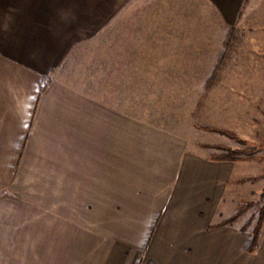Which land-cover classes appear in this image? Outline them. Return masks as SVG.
Masks as SVG:
<instances>
[{"label": "crops", "instance_id": "obj_1", "mask_svg": "<svg viewBox=\"0 0 264 264\" xmlns=\"http://www.w3.org/2000/svg\"><path fill=\"white\" fill-rule=\"evenodd\" d=\"M136 1L0 0V264H264V224L250 256L249 231L208 229L233 213V163L185 151L121 101L120 81L137 96L153 58L179 62L185 31L220 47L244 0H174L172 14L186 3L213 22L126 32ZM247 17L244 112H259L264 23ZM259 171L244 161V177Z\"/></svg>", "mask_w": 264, "mask_h": 264}, {"label": "rangeland", "instance_id": "obj_2", "mask_svg": "<svg viewBox=\"0 0 264 264\" xmlns=\"http://www.w3.org/2000/svg\"><path fill=\"white\" fill-rule=\"evenodd\" d=\"M174 3V0H137L128 5L133 10L122 17L121 28L130 24L135 29L151 24L155 29L159 24L213 22L207 15L196 14L186 3L182 14H172ZM260 3L264 5V0L243 2L237 24L227 30L220 47L210 40V32H199L198 40L196 35L192 36L193 32L185 31V41L181 42L184 56L179 57L178 63L153 58L158 62L147 64L153 70L149 74L153 78L137 81V96L128 95V80L120 81L121 87L126 85L121 101L126 103L133 97L138 118L179 137L185 151L197 152L212 161L233 163L235 173L227 181L233 187L232 206L230 199L225 202L233 213L227 217L220 214L218 222L208 229L233 226L244 233L249 231L251 241L264 208V186L254 191L256 184L264 181V171L244 177V161L264 165V111L244 112V15H248L250 23H264ZM164 34L169 35L165 41L175 44V32ZM251 241L244 249L246 256L257 250L258 245L250 247Z\"/></svg>", "mask_w": 264, "mask_h": 264}, {"label": "trees", "instance_id": "obj_3", "mask_svg": "<svg viewBox=\"0 0 264 264\" xmlns=\"http://www.w3.org/2000/svg\"><path fill=\"white\" fill-rule=\"evenodd\" d=\"M263 224H264V208H262L261 211H260L256 227H255V229L253 231V237H252V241H251V244H250L251 248H253L256 245H258L259 238H260V233H261V229L263 227Z\"/></svg>", "mask_w": 264, "mask_h": 264}]
</instances>
